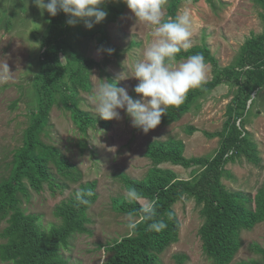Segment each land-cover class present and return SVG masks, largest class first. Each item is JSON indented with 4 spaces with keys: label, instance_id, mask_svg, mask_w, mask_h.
<instances>
[{
    "label": "rangeland",
    "instance_id": "374dc122",
    "mask_svg": "<svg viewBox=\"0 0 264 264\" xmlns=\"http://www.w3.org/2000/svg\"><path fill=\"white\" fill-rule=\"evenodd\" d=\"M124 1L121 14L114 20L103 7L77 4L71 11L63 37L94 61L89 68V90L78 89L75 98L81 109L99 119H109V123L97 122L83 134L69 111L54 104L41 138L57 147L81 177L75 182L56 174V182L63 188L52 192L44 185L40 193L30 190L29 199L22 204L26 212L39 214L42 227L48 228L59 222L53 213L55 205L72 196L81 183L96 180L97 198L88 209L89 232L75 233L68 246L60 249L71 263L101 264L108 254L99 245L130 232L134 217L115 211L112 197L128 195L119 173L133 178L146 174L151 164L144 154L149 141L181 139L186 157L210 156L219 145V136L209 137L204 131L212 133L223 127L233 93L231 86L217 85L199 97L198 107L193 105L179 119L163 125L157 118L159 108L179 101L183 90L192 86L193 77L209 79L212 70L209 63L193 58L163 64L162 54L205 42L218 62L228 65L236 59L245 39L263 28L260 7L254 0H184L176 12V27L170 17L166 18L170 0ZM55 5L56 0H0V179L8 174L12 152L21 145L29 110L35 106L32 81L38 70L40 42ZM94 29L102 32L94 36L84 33ZM98 36H103L105 44ZM253 98L246 129L264 165V86ZM186 125L196 130L187 133ZM159 166L171 168L180 178H189L191 170L198 168L169 162ZM227 168L231 175L224 183L232 190L253 195L264 182V169L244 157L229 162ZM138 201L147 205L143 198ZM173 208L181 223L179 238L160 254V264H174L172 255L176 252L187 256V264H214L200 247V206L182 197ZM5 224V218L0 219V231ZM240 236L242 244L229 264L258 259L260 255L250 250L249 244L264 247V221L243 230Z\"/></svg>",
    "mask_w": 264,
    "mask_h": 264
},
{
    "label": "trees",
    "instance_id": "16d2710c",
    "mask_svg": "<svg viewBox=\"0 0 264 264\" xmlns=\"http://www.w3.org/2000/svg\"><path fill=\"white\" fill-rule=\"evenodd\" d=\"M182 1L170 0L166 6V18L170 17L175 27L176 12ZM254 1L260 7L263 28L245 39L232 63L221 65L205 42L176 47L162 54L163 64L193 58L209 63L212 70L209 79L193 77L192 86L183 90L179 101L159 108L157 118L163 125L179 119L199 97L217 85L231 86L233 93L223 127L212 133L204 131L209 137L219 136V145L210 156L186 157L181 139H153L146 144L144 154L151 161L146 174L133 178L119 173L118 179L128 197H112L115 211L134 217L130 232L99 245L108 254L101 264H160V254L179 238L181 223L173 205L182 197L191 198L200 206L203 220L198 229L200 247L214 264H229L242 244L241 232L264 221V182L253 195L232 190L224 183L231 175L227 164L237 159L244 157L264 169L256 143L246 129L255 101L253 96L264 86V0ZM77 4L103 7L109 19L114 20L121 14L125 1L56 0L40 42L38 70L32 81L35 106L29 110L21 145L12 152L8 174L0 179V219L6 221L0 231L3 264H78L64 258L60 249L68 246L69 238L75 233L89 232L88 209L97 198L96 180L81 183L72 196L55 205L53 213L59 222L51 223L48 228L42 227L39 214L26 212L22 207L23 200L30 197V190L40 193L44 185L52 192L63 188V184L56 182V174L75 182L81 177L57 147L41 138L54 104L59 103L69 111L72 122L83 134L97 122L106 126L109 123V119H99L81 109L75 98L78 89L89 90V68L94 64L93 59L83 56L63 37ZM97 32L102 31L84 33L94 36ZM96 38L105 44L103 36ZM184 129L187 133L196 130L193 125ZM163 162L198 168L191 170L189 178H180L171 168L160 167ZM139 198L145 199L147 205L141 204ZM249 248L260 255L258 259H243L235 264H264V247L252 242ZM172 256L174 264H187L184 253L176 252Z\"/></svg>",
    "mask_w": 264,
    "mask_h": 264
}]
</instances>
